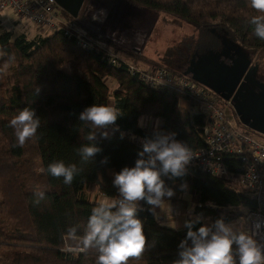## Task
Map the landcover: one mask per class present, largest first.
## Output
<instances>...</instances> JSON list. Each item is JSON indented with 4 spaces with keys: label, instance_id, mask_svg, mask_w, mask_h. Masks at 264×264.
I'll return each mask as SVG.
<instances>
[{
    "label": "trees",
    "instance_id": "1",
    "mask_svg": "<svg viewBox=\"0 0 264 264\" xmlns=\"http://www.w3.org/2000/svg\"><path fill=\"white\" fill-rule=\"evenodd\" d=\"M124 1L187 22L200 34L211 30L227 34L256 63L264 61V41L253 34L248 23L260 13L251 8L248 0ZM108 44L135 66L164 69L177 81L186 82V87L148 86L129 74L126 67H116L104 56L80 49L73 39L60 32L34 38L24 34L14 37L11 32L1 30L0 22V264H95V250L87 253L66 250V229L78 225V235H82L87 218L97 205L94 199L117 198L112 173L134 165L138 151L142 150L140 138L154 130L138 126L140 117L161 119V127L155 130L175 132L176 139L191 150L205 146V115L200 109L192 112L182 107L180 102L187 101L190 107L199 108L195 94L201 89L218 102L223 101L185 74ZM106 79L115 84L113 91ZM93 104L115 106L121 117L116 121L118 131L108 129L107 138L97 134L93 143L102 151L85 163L77 150L90 143L86 136L94 129L79 121L78 116ZM24 107L35 110L40 127L35 137L18 147L14 146L16 138L9 120ZM104 157L108 162L101 164ZM55 161L76 164L82 169L71 185L47 173V165ZM186 167L185 176L165 178L176 193L171 199L184 194L180 190L184 183L195 193L198 204L186 220L201 214L203 222L210 223L222 215L226 223H231L254 211V198L246 191H234L227 181ZM36 191L45 193L38 205L34 204ZM141 205L148 207L144 202ZM138 216L144 225L145 252L139 259L129 258L128 264H171L187 229L169 228L146 210Z\"/></svg>",
    "mask_w": 264,
    "mask_h": 264
},
{
    "label": "clouds",
    "instance_id": "2",
    "mask_svg": "<svg viewBox=\"0 0 264 264\" xmlns=\"http://www.w3.org/2000/svg\"><path fill=\"white\" fill-rule=\"evenodd\" d=\"M248 3L260 13L252 16L248 23L253 34L264 41V0H248ZM105 16L106 12L101 9L93 13L92 19L102 22ZM137 39H140L139 35ZM35 91L38 93L39 88ZM118 117H121V113L112 105L93 104L79 113L78 120L94 129L86 136L90 143L81 145L77 150L82 162L93 160L102 151L93 143L97 134L107 138L108 129L119 130L116 125ZM138 126H145L144 117L138 119ZM9 127L14 130V146L23 147L36 136L40 117L34 109L24 107L9 120ZM123 136L121 132V138ZM139 142L142 150L138 151L134 165L124 166L112 173L111 183L117 190V198L101 200L92 208L82 235H78V225L66 229V238L76 241L75 248L69 246L67 251L87 253L90 249L95 250V264H128L129 258L142 257L146 237L143 221L138 214L146 210L156 218L157 209L165 198L171 200L176 195L174 189L166 184L165 178L173 180L185 176L186 166L194 156L185 142L176 139L175 132L154 129L151 135H145ZM107 162V157L100 161L101 164ZM81 170L76 164L65 165L63 161L51 162L46 169L51 176L63 178L66 185H71ZM180 190L187 194L188 185L181 184ZM34 195V204L38 205L45 193L36 191ZM141 202L148 206L147 209ZM203 220L204 217L198 214L184 222L187 231L177 245V258L171 264H264V220H255L249 231L226 223L222 215L210 223ZM197 224L200 226L195 227Z\"/></svg>",
    "mask_w": 264,
    "mask_h": 264
},
{
    "label": "built area",
    "instance_id": "3",
    "mask_svg": "<svg viewBox=\"0 0 264 264\" xmlns=\"http://www.w3.org/2000/svg\"><path fill=\"white\" fill-rule=\"evenodd\" d=\"M6 13L11 14L14 22H26L38 30V37L62 33L73 39L80 49L96 52L116 67H126L129 74L148 86L186 85L164 69L135 66L114 51L104 37L95 34L77 18L70 17L55 0H0V15ZM188 86L192 87L191 84ZM195 95L207 121L203 128L205 146L192 150L194 158L188 166L225 180L228 185L235 181L241 190L254 198L255 209L247 212L245 217L247 228L244 231H249L255 220H264V144L241 125L229 101L220 103L202 89Z\"/></svg>",
    "mask_w": 264,
    "mask_h": 264
},
{
    "label": "rangeland",
    "instance_id": "4",
    "mask_svg": "<svg viewBox=\"0 0 264 264\" xmlns=\"http://www.w3.org/2000/svg\"><path fill=\"white\" fill-rule=\"evenodd\" d=\"M113 1L114 0H100V4H98V6L96 4L95 6H91V8L93 9L99 7V10L103 9L107 14L112 7L111 5ZM121 8H123L121 21L117 22L116 29L110 33V36L112 37L108 40L104 36V39L129 53L144 56L149 60L160 63L164 67H169L176 72L185 74L186 77L190 76L189 70L193 67V62L196 59L200 61L201 65H207L208 63L211 66H215L221 59H223V63H227L228 59L225 58H227V56L229 57V52L231 51L230 46H235L236 44L227 34L217 33V31H213L212 33L204 32L200 34L191 24L187 22L176 20L164 13L155 14V12L140 9L137 6L130 5L129 2L124 0L118 4L117 10L119 11ZM152 21L154 24L148 38L146 39L144 48L140 54H136L132 50H138L140 48L144 36L142 34L141 25L146 24L147 28ZM13 24L14 25L11 26V33L14 37L18 36V32L16 34L14 33L15 30H18L22 34L26 33L28 38H33L34 35H37L38 33V30H34L33 27L26 22H13ZM8 29H10L9 26L4 23L1 30L6 31ZM95 34L97 33L95 32ZM211 34L212 36H210ZM138 35L140 37L139 40L137 39ZM113 38L118 40V42ZM225 41L227 42V46H223ZM207 45L208 47L206 49ZM236 46L238 47L237 44ZM210 47L212 48L208 49ZM237 50L240 54L245 55L246 58H250V54L246 51L239 49V47ZM123 57L126 59L125 56ZM255 61V58H253L252 62L256 63ZM257 63L259 64L260 69L264 70V61ZM139 68L148 69L143 65L139 66ZM64 69L67 71L68 67L65 66ZM106 83L109 84L111 91L115 89L116 86L110 81V79H106ZM221 100L226 102L223 99ZM180 105L184 108L190 109L192 112H196L199 109L197 106L190 107L187 101H181ZM157 121H159L158 124ZM153 122H155L154 126H152ZM162 123L163 121L161 119L144 117L145 126L143 128L149 130L157 129L161 127ZM249 134L254 139L264 144V136L257 133ZM229 188L234 191L244 192L240 189V187H238L235 181L229 185ZM168 201L170 202H162L161 206L157 210L162 211L164 205L169 203L173 204L174 208L172 216L181 219L180 225H183V221L187 217L192 216L193 209L196 206L195 203L197 202V197L192 190L188 189L187 194L184 193L179 198ZM179 206L181 209L180 212L176 211ZM157 220L162 222V220L159 219V216H157ZM230 224L241 230L247 228V223L243 218L231 222ZM165 226L173 229H177L178 227L172 223L165 224ZM65 243L67 247L71 246L75 248L76 246V241H72L67 238Z\"/></svg>",
    "mask_w": 264,
    "mask_h": 264
},
{
    "label": "water",
    "instance_id": "5",
    "mask_svg": "<svg viewBox=\"0 0 264 264\" xmlns=\"http://www.w3.org/2000/svg\"><path fill=\"white\" fill-rule=\"evenodd\" d=\"M56 3L72 18H77L83 25H85L88 29L96 32L99 36H102L109 40L112 36L110 33L114 31L117 27V22L121 21L122 11L121 8L119 11L117 10L118 4L122 0H114L112 3V7L110 11L103 17L102 22L98 20H93V13L99 12V7L89 8L91 6H95L100 4V0H55ZM155 14H157L155 12ZM154 22L152 21L150 25L146 28L145 25H141L143 41L138 50H132L136 54H140L144 48V44L146 39L149 36V33L153 27ZM108 30V32H107ZM114 39V38H113ZM118 42V40L114 39ZM234 47H237L236 45ZM238 49V47H237ZM240 49V48H239ZM239 52V51H238ZM240 53V52H239ZM248 58V57H247ZM249 59V58H248ZM249 64V60L248 63ZM193 65H196L193 62ZM205 66V65H204ZM193 68V67H192ZM256 68V67H255ZM212 70V69H211ZM251 69L248 70L247 75L244 77L243 82L239 85L237 91L231 97L233 91L239 84L241 80V76L232 77L231 72L226 71L219 75L217 82L224 83L228 82L230 85L232 84V88L230 89L231 94L222 95L219 91H213L224 101H229L234 113L236 114L239 122L245 128L250 131L260 134L264 136V84L255 81V76L253 78H249L251 75ZM196 81V79H194ZM250 82V83H249ZM249 83V84H248Z\"/></svg>",
    "mask_w": 264,
    "mask_h": 264
},
{
    "label": "flooded vegetation",
    "instance_id": "6",
    "mask_svg": "<svg viewBox=\"0 0 264 264\" xmlns=\"http://www.w3.org/2000/svg\"><path fill=\"white\" fill-rule=\"evenodd\" d=\"M89 1H93V0H89ZM210 32L212 33L213 30H211ZM226 44L227 42L225 41V44H223V46H227ZM230 50L231 51L229 52V57L227 56V58H225L228 59L227 63H223L222 62L223 59H221L215 66H211L208 63L207 65L204 66L201 65L200 61L196 59L194 61L196 65H193V68L189 70L190 76H188L187 78L196 79L195 82L200 87L204 88L211 94L216 95L217 97L219 96L213 92L215 90L219 91L220 94L222 95L231 94L230 89L232 88V84L230 85V83L228 82H224V83L217 82L219 75L226 71L228 72L230 71L231 74L233 75L232 77L234 76L239 77L242 75L241 80L237 85V87L235 88V90L233 91L231 97L237 91L239 85L243 82L244 77L247 75L248 70L251 68L252 70L249 78H253V76H255V81L264 84V70L260 69L257 63L252 62L253 57H250L249 59L246 58V56L240 54L237 48L234 46H230ZM248 60H249V64H247Z\"/></svg>",
    "mask_w": 264,
    "mask_h": 264
},
{
    "label": "crops",
    "instance_id": "7",
    "mask_svg": "<svg viewBox=\"0 0 264 264\" xmlns=\"http://www.w3.org/2000/svg\"><path fill=\"white\" fill-rule=\"evenodd\" d=\"M8 16H9V18H8ZM11 18V19H10ZM0 22H1V29H2V26H3V24L5 23V24H7L8 26H9V28L10 29H8V30H6L7 32H12V29H11V26H13L14 24H13V18H12V16H11V14H9V13H6V14H4V15H0ZM15 23V22H14ZM18 32V35H21L22 33L21 32H19L18 30H15L14 31V33L16 34ZM24 35H26V33H23ZM27 36V35H26ZM36 35H34V37H35ZM28 37V36H27ZM33 37V38H34ZM155 125V122H153V125L152 126H154ZM101 200H111V199H109V198H106V197H103V196H97L95 199H94V201L98 204ZM167 202H170V201H167ZM198 204V202H196L195 203V205H197ZM173 204H171V203H169V204H166V205H164V207L162 208V211H160V210H157V216H159V219H161L162 220V222H160V221H158V222H160L161 224H163V225H165V224H175V226H178L177 227V229H182L183 227H184V222H185V220L183 221V225H180L181 224V219H178V218H176V217H173L172 216V212H173ZM176 211H178V212H180L181 211V209H180V206H179V208L176 210ZM176 211H174V212H176ZM157 216H156V219H157ZM176 229V230H177Z\"/></svg>",
    "mask_w": 264,
    "mask_h": 264
}]
</instances>
